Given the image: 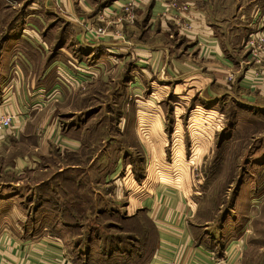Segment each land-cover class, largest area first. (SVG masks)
I'll return each instance as SVG.
<instances>
[{
  "label": "crops",
  "instance_id": "1",
  "mask_svg": "<svg viewBox=\"0 0 264 264\" xmlns=\"http://www.w3.org/2000/svg\"><path fill=\"white\" fill-rule=\"evenodd\" d=\"M9 1L0 0V113L15 117L0 133V264H167L172 259L255 264L243 260L253 227L250 213L235 216L231 206L215 226L206 202L189 183L161 174L167 165L145 168L139 178V162H129L132 151L121 140L134 139L139 148L142 136L158 139L153 130L139 133V124L150 121L144 112L158 129L175 117L181 100L189 108L186 121L202 105L208 112L231 108L233 118L240 107L264 113V65L258 68L262 81L252 86L247 76L257 67L247 68L244 61L247 37L264 34V0H137L133 19L119 7L123 0ZM102 14L110 31L123 37L94 38L86 32L85 22ZM118 72L124 77L112 101L120 111L119 136L108 127L103 149L86 154L91 156L87 166L61 165L65 148L81 152L98 134L88 127L96 114L92 104L76 108L68 115L71 123H63L59 110L65 97L72 92L71 100L87 101L97 77ZM129 88L150 92L135 93L131 119L121 101V91ZM35 172L41 178L32 182L29 175ZM24 189L35 191L28 196ZM84 194L88 212L78 205ZM104 202L111 204L110 213L104 212L107 206L99 209ZM249 202L256 203L250 197ZM233 204L239 201L234 198ZM76 213L90 216L85 233L82 223L76 226L75 235H84L83 240L71 235L69 219L74 221ZM106 215L122 219L120 235L112 233L110 222L97 235Z\"/></svg>",
  "mask_w": 264,
  "mask_h": 264
},
{
  "label": "rangeland",
  "instance_id": "2",
  "mask_svg": "<svg viewBox=\"0 0 264 264\" xmlns=\"http://www.w3.org/2000/svg\"><path fill=\"white\" fill-rule=\"evenodd\" d=\"M6 1L8 2V0ZM9 4L15 5L17 2L15 3L13 0H10ZM244 61L246 62V60ZM99 63L102 69L103 64L102 62ZM254 65L253 67H257L258 69L264 65V62ZM97 76H99L98 73L95 78ZM123 77L124 74L121 75L120 72L117 74H108L107 77H97L95 79V91L88 94L90 98L87 101H81L76 98L71 100L70 94L72 92L68 93L70 96L67 95L65 97L63 110H59L61 113L65 114L63 118L65 122L63 123H65V125L71 123L72 119L68 117V115L73 113L76 108H82L83 111L88 104H92L94 108H96V114L88 127L93 133L97 131L98 134L94 133L96 135H93V140H86L81 152H73L65 148L63 155L59 157V163H62L61 165L65 166L78 163L87 166L91 156H87L86 154L88 152L92 153L91 151L96 152L99 149H103L105 143L104 139L108 137L106 135L108 127H111V134L119 136L117 129L120 111L114 108L112 99L115 97V94H120V92H118V87L122 84L121 80ZM250 77L252 78V76ZM143 81L147 82V80ZM250 81L252 82V80ZM128 82H130L129 78ZM68 84L73 85L75 83L69 82ZM85 89L84 92L87 93L88 89ZM140 89L141 90L138 91L134 90V88H129L127 92L126 90L121 91L122 104L123 106L126 103L128 105V113L125 115H129L128 117L130 119L132 115H134L132 112L133 108H131L133 105L132 101L138 97L135 93L138 91L140 96L150 95V92H147L146 88ZM74 94H77V92H74ZM79 94L81 95L82 93ZM92 95L94 96L92 97ZM93 98L95 101H92ZM184 103L185 102L181 100V105L177 109L175 117L166 120L163 125L160 124L158 129L156 127V120L149 114L146 117V112H144V120L150 119V121L149 123L143 122V124H139V133L141 134L143 131L147 132L153 130L158 139L152 141L148 140L147 136H142L144 139H139L138 148V146L134 145L136 144L134 139L125 140L122 137L121 143L124 144L127 150L129 149L132 151L131 153L133 156L129 158V162H139V178L145 173V168L150 167L152 170H155L157 166L156 163L160 166H162V164L167 165L166 169L169 171L167 170L166 173L161 172V174L168 175L175 183H189L197 192V196L206 202V204H204V207L207 209L206 214L208 216L210 214L213 215V224L215 226L220 223L223 213L232 208L231 206L234 207L233 215L235 216L239 213H246L247 215L250 213V216L253 217L251 220L253 227L249 239L245 243L248 247H246V251L244 250L243 260H251L254 261L255 264H264V113L263 111L256 110L255 112L257 113L254 115V110L250 111L240 107V109L237 110L240 114L239 117L233 118V109L231 108L229 110L227 109L226 112L220 110V108H211L213 112H208L209 110L201 104L203 107L201 106L197 110L192 109L194 111V116L191 117V121L190 116L186 121L184 119H186L185 116L189 108H187ZM108 105H110L111 109ZM229 113H231V115ZM140 122L139 116V123ZM96 126L97 129H94ZM129 127H132V125L130 124ZM125 133L127 137H130L129 129H127L124 134ZM147 134H149V132H147ZM88 137L90 136L88 135ZM152 142H155L153 149H151ZM117 144H119L118 141L115 145ZM131 146L133 147L131 148ZM73 153L74 155H72ZM114 159L115 157L112 156L110 163ZM41 163H43V161ZM130 174L132 175L133 173L131 172ZM151 174L156 175V172ZM29 176L32 182L41 178L39 172H35ZM239 176L242 180L241 186L238 187ZM71 181L73 182V180ZM25 190L26 192L24 195L28 196L31 195L32 190L35 191L34 189H24V191ZM99 190L102 193L107 192L106 188H100ZM41 191L37 190L36 193L39 194ZM84 195V197L81 195V204L78 205L87 211V208L91 206V204L87 202V195ZM64 196H70L68 199L74 200L70 192H66ZM249 197L255 200L256 203L253 205H251L250 202L248 203ZM234 198L239 201V204H233ZM106 202H104V204L100 203L99 209H102L104 206H107L109 209L111 204ZM64 206L68 207V205ZM73 206L74 208L78 207L77 204ZM252 209L254 211L250 212ZM68 210L75 213V209H71V206H69ZM104 212L110 213L111 209L105 210ZM89 217L90 216H87V214L78 215L76 213L74 221L69 219L70 222L74 223L72 226L74 229L73 231L71 230V235H73L74 238H77L75 234L78 232L76 227L78 223L83 224V233H85V230L91 225ZM105 217L109 218H106V220L102 218V222H100L99 228L96 231L97 235H101L104 233L103 231L110 228L108 226L109 224L106 222L112 223L111 228L114 235H120L118 228L122 225V219L113 218V215H106ZM147 226L146 224L143 227L147 230ZM78 238L83 240L85 236L81 235ZM251 261L247 262L249 263Z\"/></svg>",
  "mask_w": 264,
  "mask_h": 264
},
{
  "label": "built area",
  "instance_id": "3",
  "mask_svg": "<svg viewBox=\"0 0 264 264\" xmlns=\"http://www.w3.org/2000/svg\"><path fill=\"white\" fill-rule=\"evenodd\" d=\"M137 0H123V3L119 6L121 8V10L126 12V16L128 19H133V15H132V9L136 6ZM174 6L175 3H172ZM179 9H187V5L183 4L182 6H176ZM104 14H102L99 17H96V19L91 20L90 22H85V30L86 32H88L90 34V36L94 37V38H99V37H104L107 35H112L113 37H123V35H121L122 33L118 30L116 31H110V29L108 28V26L111 23H108L104 20V18L102 17ZM97 21V22H96ZM116 22L121 23V19L117 20ZM115 22V23H116ZM117 29V28H116ZM118 29L119 26H118ZM116 34V35H115ZM245 45L247 47V51H248V59L246 60V64H247V68L248 65L250 66V68H252V64L254 65V63H262L264 62V34L263 33H254V34H250L248 36V38L246 39ZM255 71H253V74H248V75H252V78L250 76H247V78L251 79V85L255 86L257 83L262 81V76L259 73L258 69H253ZM249 69H247L246 72H248ZM244 72V75H246ZM15 115L12 112H3L0 113V133L5 130L6 128L10 127L13 119H14ZM220 261L217 260H213L210 263L207 264H219ZM167 264H180L176 259H172L169 260L167 262Z\"/></svg>",
  "mask_w": 264,
  "mask_h": 264
},
{
  "label": "trees",
  "instance_id": "4",
  "mask_svg": "<svg viewBox=\"0 0 264 264\" xmlns=\"http://www.w3.org/2000/svg\"><path fill=\"white\" fill-rule=\"evenodd\" d=\"M124 228H125V227H124ZM114 238H116V237H115V236H113V239H114ZM118 238H120V237H118Z\"/></svg>",
  "mask_w": 264,
  "mask_h": 264
}]
</instances>
